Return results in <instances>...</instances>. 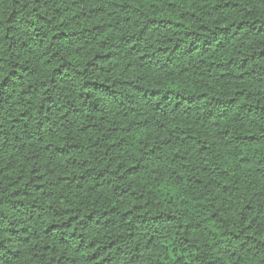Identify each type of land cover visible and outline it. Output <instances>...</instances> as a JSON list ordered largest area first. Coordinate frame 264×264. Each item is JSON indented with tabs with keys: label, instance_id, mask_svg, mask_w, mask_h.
<instances>
[{
	"label": "trees",
	"instance_id": "1",
	"mask_svg": "<svg viewBox=\"0 0 264 264\" xmlns=\"http://www.w3.org/2000/svg\"><path fill=\"white\" fill-rule=\"evenodd\" d=\"M0 264H264V0H0Z\"/></svg>",
	"mask_w": 264,
	"mask_h": 264
}]
</instances>
